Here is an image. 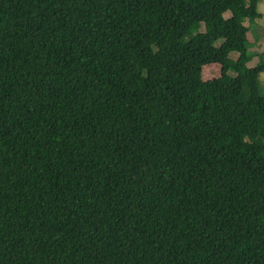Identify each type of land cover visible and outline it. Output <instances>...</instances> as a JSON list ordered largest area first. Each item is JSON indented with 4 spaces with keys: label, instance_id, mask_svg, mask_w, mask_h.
<instances>
[{
    "label": "trees",
    "instance_id": "trees-1",
    "mask_svg": "<svg viewBox=\"0 0 264 264\" xmlns=\"http://www.w3.org/2000/svg\"><path fill=\"white\" fill-rule=\"evenodd\" d=\"M258 1L0 0V264H264Z\"/></svg>",
    "mask_w": 264,
    "mask_h": 264
},
{
    "label": "rangeland",
    "instance_id": "rangeland-1",
    "mask_svg": "<svg viewBox=\"0 0 264 264\" xmlns=\"http://www.w3.org/2000/svg\"><path fill=\"white\" fill-rule=\"evenodd\" d=\"M258 11L261 16L254 21L245 20L244 24L248 27L246 35L247 46L251 54L253 55L251 61L247 63L249 67L254 66L258 61L257 52L264 49V0H259L257 5ZM229 12H225L224 16H228ZM229 57L235 59L237 57L236 52H230ZM220 63L208 62L202 66V79L210 80L216 78L220 74ZM260 92L264 95V70L259 72L258 77Z\"/></svg>",
    "mask_w": 264,
    "mask_h": 264
}]
</instances>
